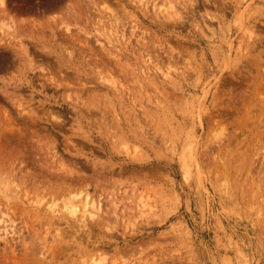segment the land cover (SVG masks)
Returning a JSON list of instances; mask_svg holds the SVG:
<instances>
[{
  "label": "rangeland",
  "instance_id": "obj_1",
  "mask_svg": "<svg viewBox=\"0 0 264 264\" xmlns=\"http://www.w3.org/2000/svg\"><path fill=\"white\" fill-rule=\"evenodd\" d=\"M98 262L264 264V0H0V264Z\"/></svg>",
  "mask_w": 264,
  "mask_h": 264
},
{
  "label": "bare ground",
  "instance_id": "obj_2",
  "mask_svg": "<svg viewBox=\"0 0 264 264\" xmlns=\"http://www.w3.org/2000/svg\"><path fill=\"white\" fill-rule=\"evenodd\" d=\"M188 172V171H187ZM93 205V204H92ZM93 207V206H92ZM75 211L72 210L71 213H74ZM92 215V214H91ZM97 264H101V262H98Z\"/></svg>",
  "mask_w": 264,
  "mask_h": 264
}]
</instances>
